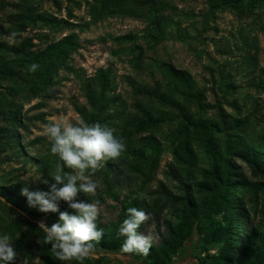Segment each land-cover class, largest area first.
I'll return each instance as SVG.
<instances>
[{
  "label": "trees",
  "instance_id": "1",
  "mask_svg": "<svg viewBox=\"0 0 264 264\" xmlns=\"http://www.w3.org/2000/svg\"><path fill=\"white\" fill-rule=\"evenodd\" d=\"M49 1L56 12L43 9L39 0H0V233L11 236L16 260L37 244L41 264H79L58 260L38 228L40 221L49 227L58 222L59 212L42 213L21 195L25 186L29 191H48L40 179L53 183V173L62 165L51 153L47 136L26 141L23 130L32 118L29 110L46 105L45 99L52 97L49 90L61 82L64 70L81 78L86 102L74 103L81 122L106 125L125 144L119 158L86 173L98 184V192L79 193L76 198L75 202H95L108 195L117 201L113 219L97 218L104 235L83 264H127L113 254L144 264H171L194 236V246L199 242L197 248L204 254L199 264H264V67L255 28L243 26L240 41L222 44L228 57L212 69L214 102L208 99L207 86H201L188 69L168 60L149 61L146 53V47L155 48L167 39L197 51L194 42L204 43L203 33L224 12L251 18V24L264 30V0H206L200 21L193 11L180 14L172 0ZM83 7L86 20L75 13ZM116 16L146 23L139 32L109 35L116 43L112 54L128 57L135 74L122 76L131 88L129 97L118 91L112 64L89 76L73 64L74 54L84 47L79 33ZM30 30L36 31L25 35ZM45 30L70 32L56 38ZM12 32L18 35L9 43ZM233 62L239 67L228 69ZM33 63L40 67L29 72ZM241 75L245 83L239 81ZM36 98L42 99L25 110ZM36 116L52 122L45 112ZM165 156L170 157L162 170L166 181L158 178ZM28 164L39 174L32 183L23 178ZM5 165L9 169L3 171ZM58 204L60 211L77 214L68 202ZM129 207L149 217L139 233L150 225L158 233V242L146 256L120 252L126 238L118 237L117 231Z\"/></svg>",
  "mask_w": 264,
  "mask_h": 264
},
{
  "label": "rangeland",
  "instance_id": "2",
  "mask_svg": "<svg viewBox=\"0 0 264 264\" xmlns=\"http://www.w3.org/2000/svg\"><path fill=\"white\" fill-rule=\"evenodd\" d=\"M172 1L181 10L180 14L193 11L197 14L195 19L199 21L202 18V11L206 8V0ZM39 2L43 9L50 12H56L55 6L49 0H39ZM85 12V7L75 11L80 19L83 18L86 20L87 17L85 16ZM250 22L251 18H249V20H242L233 12L221 13L218 18L212 22V28L203 33L204 37H206L205 42L201 43L199 40L194 42V46L198 49L197 51L194 50L191 45L175 39H167L163 43L158 44L155 48L146 47L147 59L149 61L154 60L155 58L168 60L177 67L188 69L199 81L201 86H207L208 99L209 101L214 102L216 94L211 89L213 85L211 82L212 69H218L220 66L219 63H222L228 57V55L221 50L222 44L226 42L233 43L235 40L240 41L238 31L241 27L252 26L255 28L260 45L259 63L264 67V30H262L261 25L251 24ZM187 23H190V21ZM145 24V21L142 19L116 16L110 17L97 25H91L89 29L79 33L84 47L79 53L74 54L73 64L77 68H84L88 76L92 75L98 67L112 64L114 72L117 75L118 91L129 97L131 95V88L122 80V76L130 72L134 74V72L128 63V57L123 56L122 58H119L118 56L112 54L111 50L116 43L112 41L109 35L139 32L145 27ZM198 27L202 28V24L200 22L198 23ZM35 31L36 30H30L28 33H25V35H32ZM45 31L50 33L51 37L55 36L56 38L70 32V30L56 33L51 32L50 30ZM102 37H107L108 40L103 41L101 40ZM89 40H92L93 42H89ZM142 42L145 43V46L147 45V42H145L144 39H142ZM235 52L236 54H239L242 51L235 50ZM231 59L234 60L235 57H232ZM237 67L239 66L236 62L227 66V68L231 70ZM240 71L243 73L242 70ZM61 76V82L49 90L52 97L45 99L46 105L41 108H32L29 110V115L32 116V118L28 122L29 124L27 129L23 130L26 136V141L45 135L44 127L46 123L36 116L39 113L45 112L46 118L51 121H64L72 124L81 122L80 116L74 106L76 101L80 103L86 102L81 89V78L76 76L74 73H69L64 70L61 71ZM238 79L239 81H242V83H245L246 81V79L243 78V75H241ZM261 95L264 97V94ZM41 99L42 98H36L31 103L26 104L25 110L38 103ZM226 108L231 110L228 105H226ZM212 111L213 110H211V112ZM32 149L34 150V148ZM168 160H170V157L165 156L161 172L158 175L159 179H163L165 181L167 178L163 175L162 170L164 169L165 162ZM241 165L244 167L245 171L249 173L247 166L244 163H241ZM27 168L28 170L23 175V178L28 179L29 182L32 183L39 176V174L35 171V167L28 164ZM7 169H9V167L5 165L3 171ZM169 183L173 185L172 182ZM154 187H156V181L154 182ZM96 192H98V189ZM99 202L100 212L98 217L104 221L113 219L116 215L114 206L117 204V201L114 200V198L105 195L104 199ZM143 234L152 235L154 237L153 242L155 243L159 240V236L154 225L148 226ZM0 235L2 234L0 233ZM194 238L188 242V246L184 251L179 252L174 256L171 264H199V259L204 258V254L199 248H197L199 242L196 247L194 246V241L196 239ZM110 256L123 259L127 264H144L132 258H127L121 254H113ZM15 264H41V260L38 256L37 244L27 249L23 255L19 256V258L15 261Z\"/></svg>",
  "mask_w": 264,
  "mask_h": 264
},
{
  "label": "clouds",
  "instance_id": "3",
  "mask_svg": "<svg viewBox=\"0 0 264 264\" xmlns=\"http://www.w3.org/2000/svg\"><path fill=\"white\" fill-rule=\"evenodd\" d=\"M18 34L12 32L9 43ZM40 66L33 63L29 72H36ZM44 134L51 142L50 151L58 155L62 165L58 164L52 176L53 183L40 179L48 185V191H29L27 186L21 189V195L27 198L29 207H37L42 213L59 212V220L51 227L45 222H38V228L44 233V242L51 247L58 260H76L79 264L95 253V244L104 235L103 229H98L99 201L75 202L79 193L95 195L98 184L86 173H94L101 163L117 159L125 149L122 139L114 135V129L100 123L72 124L64 121H52L45 125ZM64 167L72 169L65 172ZM63 200L77 214L60 211L58 201ZM127 218L119 226L117 236L126 239L120 248L122 254L148 255L154 237L138 232L142 223L149 219L148 215L136 207L126 210ZM18 254L7 233L0 235V264H15Z\"/></svg>",
  "mask_w": 264,
  "mask_h": 264
}]
</instances>
